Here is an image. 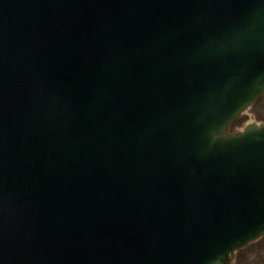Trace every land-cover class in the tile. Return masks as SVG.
<instances>
[{
    "label": "water",
    "instance_id": "95a60500",
    "mask_svg": "<svg viewBox=\"0 0 264 264\" xmlns=\"http://www.w3.org/2000/svg\"><path fill=\"white\" fill-rule=\"evenodd\" d=\"M263 95L264 0H0V264H231Z\"/></svg>",
    "mask_w": 264,
    "mask_h": 264
},
{
    "label": "rangeland",
    "instance_id": "374dc122",
    "mask_svg": "<svg viewBox=\"0 0 264 264\" xmlns=\"http://www.w3.org/2000/svg\"><path fill=\"white\" fill-rule=\"evenodd\" d=\"M238 119L241 122L233 124L231 131L241 130L249 122L264 121V99L256 101ZM233 262L234 264H264V236L237 251Z\"/></svg>",
    "mask_w": 264,
    "mask_h": 264
},
{
    "label": "trees",
    "instance_id": "16d2710c",
    "mask_svg": "<svg viewBox=\"0 0 264 264\" xmlns=\"http://www.w3.org/2000/svg\"><path fill=\"white\" fill-rule=\"evenodd\" d=\"M260 99H264V95L261 96V97H260L258 100H256V101H259ZM240 122H241V120L238 119V120L235 121L234 125H235V124H239Z\"/></svg>",
    "mask_w": 264,
    "mask_h": 264
},
{
    "label": "flooded vegetation",
    "instance_id": "af4514ba",
    "mask_svg": "<svg viewBox=\"0 0 264 264\" xmlns=\"http://www.w3.org/2000/svg\"><path fill=\"white\" fill-rule=\"evenodd\" d=\"M234 260V256H233V259H232V261ZM231 264H234V262L233 263H231Z\"/></svg>",
    "mask_w": 264,
    "mask_h": 264
}]
</instances>
